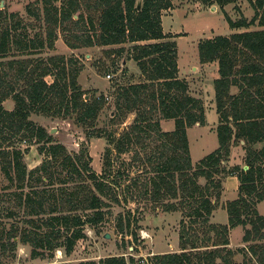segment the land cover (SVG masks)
Segmentation results:
<instances>
[{
	"label": "trees",
	"instance_id": "obj_1",
	"mask_svg": "<svg viewBox=\"0 0 264 264\" xmlns=\"http://www.w3.org/2000/svg\"><path fill=\"white\" fill-rule=\"evenodd\" d=\"M216 1L225 5L234 0ZM248 1L253 16L227 17V22L230 28H261L198 42L199 61L217 62L213 100L219 121L215 129L218 146L195 165L187 128L205 124V107L202 98L190 94L187 81L178 76L176 41L162 27V10L172 6L171 0H141L139 8L137 0H41V11L30 5L26 11L43 20L44 37L42 32L38 37L29 36L17 12L0 10V168L15 187V207L23 210L22 216L11 208L4 210L5 217L13 219L7 231L0 227L4 255L15 256L18 243L30 247L32 258H51L57 249L70 254L76 242L86 237L85 226L96 227L106 216V199L112 189L93 171L86 147L69 153L44 125L31 118L32 113L69 117L87 130L95 125L105 101L103 94L83 97L77 81L81 64L76 58L30 56L53 49L57 29H63L72 33L65 38L71 48L132 43L128 57L136 61L144 81L118 85L114 105L118 122L129 112L136 116L120 136L110 135L109 143L119 154L135 141L147 151L146 140L153 137L157 144L146 155L149 168L143 194L151 195L163 211L181 209L183 214L180 251L154 254L151 264H239L234 256L243 248L229 246L230 229L236 226L243 229V247L256 264H264V215L256 207L264 201V0ZM9 54L13 57L3 60ZM48 75L53 76L51 81L46 79ZM8 98L13 101L12 109L3 105ZM161 119H173L174 128L162 130ZM22 141L39 144L44 157L29 173L23 162L29 146L20 149L14 145ZM232 143L244 147L247 168L222 166ZM110 152L111 148L106 149L105 167L111 165ZM218 175L222 179L235 175L238 180L237 196L223 205L226 223L210 221L222 192ZM200 177L205 178L203 184ZM130 224L128 213L126 227ZM116 227L120 232L125 229L121 216ZM133 261L115 255L79 264Z\"/></svg>",
	"mask_w": 264,
	"mask_h": 264
},
{
	"label": "rangeland",
	"instance_id": "obj_2",
	"mask_svg": "<svg viewBox=\"0 0 264 264\" xmlns=\"http://www.w3.org/2000/svg\"><path fill=\"white\" fill-rule=\"evenodd\" d=\"M171 1L172 6L162 10V27L164 32L173 34L168 38L176 41L178 76L187 81L190 94L202 98L205 107V124L196 123L187 128L191 161L195 165L203 156L218 146L215 129L219 121L213 100V79L217 74V70H215L217 64L199 61L198 42L219 34L226 35L234 31L261 27L252 25L248 28H230L227 22V17L237 20L241 16L247 19L253 16L254 11L248 0H234L225 5H220L216 0L206 2L202 0ZM27 5L37 7L39 11L42 10L41 0H0V10L17 12L23 20V25H27L28 30L23 28L29 36L38 37V33L42 32L40 35L44 37L43 20L28 14ZM76 17L77 15H74V18ZM18 30H22V27H19ZM71 36L72 33L57 29L54 48H45L30 56L46 58L59 54L78 60L81 70L77 81L84 92L83 97L88 99L103 94L105 98L96 117L95 125L84 130L83 126L78 125L69 117L32 113L31 118L44 125L53 135L54 141L64 144L69 153L75 154L81 147H86L91 157L90 165L93 171L112 189L111 196L106 199L108 203V206L105 207L106 216L103 222L96 227L85 226L86 237L76 242L70 254H65L62 249H57L51 258H32L30 247L18 243L15 256H11V254L6 256L0 249V264H79L89 260L99 262L105 257L115 255H124L126 261L133 258L134 264H151V257L154 254L180 251L179 230L180 220L183 217L182 211L181 209L163 211L161 206L151 198V195L143 194V180L147 179L146 169L149 168L146 155L157 144L153 137L146 140L150 145H148L147 151H144L143 147L135 141L130 144L127 152L119 154L114 148V144L109 143V136H120L136 116L135 112H129L118 122L114 105L116 87L143 82L144 76L136 61L128 57L127 49L132 46V43L71 48L65 42V38L69 39ZM119 47H123L125 50L119 53L113 51ZM12 57L13 54H9L3 60ZM108 73H110V77H107ZM46 79L51 81L53 76L48 75ZM3 105L7 109H12L14 104L12 99L8 98ZM160 126L162 130H172L174 120L161 119ZM88 132L93 136L88 137ZM14 145L20 149L29 146V150L23 153V162L27 173L40 165L44 157L38 149L39 144L22 141L16 142ZM260 146L261 144L256 145L257 148ZM108 148H111V165L105 167L104 156ZM244 156V147L239 143H232L230 154L223 161L222 166L225 169L232 168L234 165L246 168ZM218 177L222 179L221 175ZM228 177L222 179L224 182V184L222 182V192ZM235 179L237 181V177ZM198 181L203 184L205 178L200 177ZM227 185L225 194L221 192L217 206L210 216V221L213 223L227 221V212L223 205L226 201L237 196V190L232 189L233 185L231 183ZM14 189L15 187L10 184L0 168V227H3L5 231L8 230L13 220L5 217L4 210L6 208L17 211L18 216L23 215V210L15 207ZM256 207L258 212L264 215V201L259 202ZM128 213L131 224L126 227ZM119 216H121L125 228L122 232L116 227ZM184 220L189 221V218L184 217ZM132 232L136 235V239ZM106 233H109L110 236L105 237ZM242 234L241 226L234 227L229 233L230 247L234 250L242 247L244 250L236 252L234 259L239 264H256L253 257L243 247V244L246 243L242 241ZM9 253L6 252V254ZM141 259H145V262H142Z\"/></svg>",
	"mask_w": 264,
	"mask_h": 264
},
{
	"label": "crops",
	"instance_id": "obj_3",
	"mask_svg": "<svg viewBox=\"0 0 264 264\" xmlns=\"http://www.w3.org/2000/svg\"><path fill=\"white\" fill-rule=\"evenodd\" d=\"M214 63H216L217 64V62H215L214 61ZM215 70H217V67L215 68ZM218 76V74H216V76L215 77H217ZM214 77V78H215ZM236 176L234 175V176H229L228 178H226V183H225V185H224V190H223V192H222V194H225V189H227V187H228V185L227 184H229V183H231L232 185H233V187H232V189L234 190V191H236L237 190V187H238V180L236 181ZM223 184H224V182H223ZM234 199V198H233ZM212 218H213V215H212ZM227 222V221H226ZM226 222H222V223H226ZM233 229V228H232ZM232 229H230V232L232 231ZM229 232V233H230ZM230 239V238H229ZM246 244H243V246H245ZM229 246H230V244H229Z\"/></svg>",
	"mask_w": 264,
	"mask_h": 264
},
{
	"label": "water",
	"instance_id": "obj_4",
	"mask_svg": "<svg viewBox=\"0 0 264 264\" xmlns=\"http://www.w3.org/2000/svg\"><path fill=\"white\" fill-rule=\"evenodd\" d=\"M140 2H141V0H137V8H139L140 7ZM247 168V167H246ZM110 235H109V233H106L105 234V237H109Z\"/></svg>",
	"mask_w": 264,
	"mask_h": 264
},
{
	"label": "built area",
	"instance_id": "obj_5",
	"mask_svg": "<svg viewBox=\"0 0 264 264\" xmlns=\"http://www.w3.org/2000/svg\"><path fill=\"white\" fill-rule=\"evenodd\" d=\"M111 75H110V73H108L107 74V77H110ZM142 260V262H145V259H141Z\"/></svg>",
	"mask_w": 264,
	"mask_h": 264
}]
</instances>
